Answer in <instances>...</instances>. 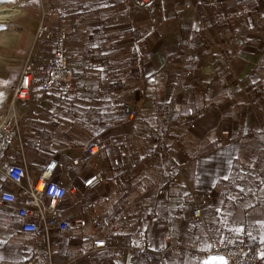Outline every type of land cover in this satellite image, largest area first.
Returning <instances> with one entry per match:
<instances>
[{
    "label": "crops",
    "instance_id": "obj_1",
    "mask_svg": "<svg viewBox=\"0 0 264 264\" xmlns=\"http://www.w3.org/2000/svg\"><path fill=\"white\" fill-rule=\"evenodd\" d=\"M56 3L67 7L68 16H55L52 28L76 26L66 38L72 80L120 98L33 87L38 102L24 103L23 149L16 142L0 167L17 163L37 179L48 159L62 162L54 179L73 181L62 211L67 218L91 219L95 212L107 218L124 198L141 207L129 210L128 228L108 231L112 248L92 252L90 223L69 234L9 231V221L19 220L7 203L0 209V264H24L22 245L34 264H47L48 247L54 264H124L126 239L138 241L143 231L152 248L135 250V264H206L214 257L231 264L210 253L212 242L238 241L243 230L264 264V0H153L146 7L131 0ZM7 29L0 35V115L9 110L23 61L33 59L42 77L53 52L36 35L23 40L12 26ZM124 102L137 110L134 117L124 113ZM154 125L176 138L166 152L156 151ZM123 136L133 145L119 151L115 143ZM91 145L99 148L96 161L105 180L86 189L83 179L93 169L73 159ZM138 156L145 163L128 172ZM181 164L192 188L217 196L203 208L204 225L194 219V202L183 185H169L167 202L144 187L168 182ZM0 189L16 192L2 173ZM148 213L155 217L145 226ZM166 230L180 245L168 248Z\"/></svg>",
    "mask_w": 264,
    "mask_h": 264
},
{
    "label": "built area",
    "instance_id": "obj_2",
    "mask_svg": "<svg viewBox=\"0 0 264 264\" xmlns=\"http://www.w3.org/2000/svg\"><path fill=\"white\" fill-rule=\"evenodd\" d=\"M153 0H131L132 4L137 7H146ZM42 6L41 22L36 29V38L41 43L52 47V54L46 58L43 67L42 77L37 76V65L30 57L26 58L21 67L20 76L15 85L11 88V99L9 110L0 115V162L7 156L8 151L17 142L21 149L22 132L21 121L27 116V108L24 103L38 102L36 97L31 95L32 88L40 86L41 90L49 93L58 88L78 93L87 90L94 97L105 96L114 100H119V94L114 92H105L100 87L84 86L75 83L69 72L68 67V50L66 47V37L68 33L75 32L76 26L69 25L60 26L57 29L52 28L51 20L58 16L65 18L67 7L58 5L56 0H39ZM179 13L176 12V15ZM79 21V20H77ZM185 60L186 57H181ZM123 111L129 117H134L137 110L127 102L123 103ZM153 129L157 133L156 151L163 153L175 142V136L170 133H162L158 125H154ZM264 133V129H262ZM225 134V132H224ZM41 140H38L40 142ZM133 142L125 136L115 143V147L121 151L125 148L130 149ZM53 146L49 143V147ZM99 148L97 145H91L85 153L73 159L74 165H81L84 168H91L93 172L83 179V186L86 189H95L99 187L105 180L104 174L98 169L96 161ZM145 163L142 156H138L132 160L128 172L135 171L141 164ZM113 164L116 168H120L119 159H114ZM63 166L62 162L51 158L48 159L43 171L38 178L34 180L29 174L27 168L11 163L5 168L0 167L2 173L15 187L16 192H7L0 189V209L9 203L14 206L13 214L18 218V222L11 219L8 223V230L13 231L19 229L22 232L31 233H48L52 229H56L61 233L69 234L73 229H82L90 223L94 230V236L91 237L92 252L100 249L112 248L108 241V231L117 230L119 226L123 228L129 227V210H137L141 204L135 201H129L127 198L119 201L115 205V209L110 216L103 218L99 213L95 212L91 219L84 216H75L67 218L62 215L65 208V200L67 193L73 188V181H68L66 177L55 180L56 170ZM126 171H124L125 173ZM171 183L181 184L185 187L187 197L194 202L192 215L196 221L204 225L203 208L217 199L212 191H198L189 185V177L185 164L178 165L170 180L164 184L153 186L145 184L146 190H152L153 194L162 201H169ZM155 215L148 213L144 219L145 226L150 225ZM163 238L169 242L168 248L180 244L172 243V233L170 230L163 232ZM247 231L243 230L238 241L231 243L212 242L210 253L213 255L225 256L231 264H262V255L258 251H254L247 245ZM152 243L147 237L145 231L142 232L138 241L131 238L126 239L120 255L124 259V264H135L134 252L137 249L150 250ZM90 257V253H86ZM47 264H54L51 249L45 252ZM20 260L24 264H34L33 260L26 256L25 245L21 246Z\"/></svg>",
    "mask_w": 264,
    "mask_h": 264
},
{
    "label": "rangeland",
    "instance_id": "obj_3",
    "mask_svg": "<svg viewBox=\"0 0 264 264\" xmlns=\"http://www.w3.org/2000/svg\"><path fill=\"white\" fill-rule=\"evenodd\" d=\"M1 4L8 8H18L19 12L7 24L0 23V35L8 31V26H12L15 31L19 32L23 40H26L31 35H36L37 25L41 18L39 0H4V2H0ZM1 48L0 45V51Z\"/></svg>",
    "mask_w": 264,
    "mask_h": 264
},
{
    "label": "bare ground",
    "instance_id": "obj_4",
    "mask_svg": "<svg viewBox=\"0 0 264 264\" xmlns=\"http://www.w3.org/2000/svg\"><path fill=\"white\" fill-rule=\"evenodd\" d=\"M19 12L18 8H8L4 7L3 4L0 5V23L6 21L11 15ZM9 22V21H8ZM7 22V23H8Z\"/></svg>",
    "mask_w": 264,
    "mask_h": 264
},
{
    "label": "snow or ice",
    "instance_id": "obj_5",
    "mask_svg": "<svg viewBox=\"0 0 264 264\" xmlns=\"http://www.w3.org/2000/svg\"><path fill=\"white\" fill-rule=\"evenodd\" d=\"M0 2H4V0H0ZM236 231H240V229H237ZM206 264H227L226 261H223V258H211L210 261H207Z\"/></svg>",
    "mask_w": 264,
    "mask_h": 264
},
{
    "label": "trees",
    "instance_id": "obj_6",
    "mask_svg": "<svg viewBox=\"0 0 264 264\" xmlns=\"http://www.w3.org/2000/svg\"><path fill=\"white\" fill-rule=\"evenodd\" d=\"M66 16H68V9H67V12H66L65 17H66ZM61 19L63 20V19H65V18H61ZM71 33H72V32H71ZM68 34H69V33H68ZM68 34H67V35H68ZM66 38H67V37H66ZM68 67H70V65H69V53H68Z\"/></svg>",
    "mask_w": 264,
    "mask_h": 264
}]
</instances>
